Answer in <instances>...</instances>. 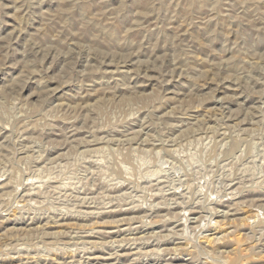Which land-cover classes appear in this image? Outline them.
<instances>
[{
	"label": "rangeland",
	"instance_id": "obj_1",
	"mask_svg": "<svg viewBox=\"0 0 264 264\" xmlns=\"http://www.w3.org/2000/svg\"><path fill=\"white\" fill-rule=\"evenodd\" d=\"M0 264H264V0H0Z\"/></svg>",
	"mask_w": 264,
	"mask_h": 264
},
{
	"label": "bare ground",
	"instance_id": "obj_2",
	"mask_svg": "<svg viewBox=\"0 0 264 264\" xmlns=\"http://www.w3.org/2000/svg\"><path fill=\"white\" fill-rule=\"evenodd\" d=\"M217 215H218V214H217ZM208 242H209V241H208ZM208 242H207V243H208ZM127 243H128V242H127ZM211 243H212V242H211ZM133 245H134V244H133ZM119 247H120V246H119ZM189 254H190V253H189Z\"/></svg>",
	"mask_w": 264,
	"mask_h": 264
}]
</instances>
